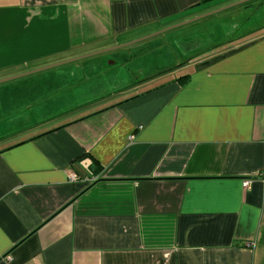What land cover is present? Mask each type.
Here are the masks:
<instances>
[{
  "label": "crops",
  "instance_id": "1",
  "mask_svg": "<svg viewBox=\"0 0 264 264\" xmlns=\"http://www.w3.org/2000/svg\"><path fill=\"white\" fill-rule=\"evenodd\" d=\"M205 1L0 0V80L65 61L0 98V264H264V0Z\"/></svg>",
  "mask_w": 264,
  "mask_h": 264
},
{
  "label": "rangeland",
  "instance_id": "2",
  "mask_svg": "<svg viewBox=\"0 0 264 264\" xmlns=\"http://www.w3.org/2000/svg\"><path fill=\"white\" fill-rule=\"evenodd\" d=\"M221 12H223V11H221ZM224 15L225 14H223L221 16L224 18L225 17ZM120 52H122V51H120V49H113V50L104 52L103 54L100 53V54H97V55H94V56H91V57H86V58H83V59H79L75 63L76 64H83L85 62H89V61L92 60L91 61L92 63L98 64L100 66V68L102 70H104V72H106V73H108V70H110L112 73H116L117 72L118 75L123 72L126 75L129 74V76H130L131 73H127L126 72L127 71V67H129V65L124 67V59H126L127 55H126V53H120ZM128 57L129 56H127V59H129ZM111 62H113V63H111ZM144 63H146L145 59L140 58V57H135V60L131 63V66H133V68L135 70H137V67L143 66ZM71 64H74V63H71ZM47 70H51V69H46V70H43V71L48 72ZM103 77H106V76H103ZM33 78H36V77H33ZM94 78H96V79H95V81H93L92 84H97L100 80H102V78H100L99 76H96ZM12 82L9 81L7 83L5 81V82L0 83V98L1 97H5V96H9L11 94V91L12 92L14 91L13 89L15 88L14 87L15 85L9 84V83H12Z\"/></svg>",
  "mask_w": 264,
  "mask_h": 264
},
{
  "label": "water",
  "instance_id": "3",
  "mask_svg": "<svg viewBox=\"0 0 264 264\" xmlns=\"http://www.w3.org/2000/svg\"><path fill=\"white\" fill-rule=\"evenodd\" d=\"M206 1H211V0H206ZM206 1H205V2H206ZM215 11H219V10H215ZM215 11H212V12L210 11V12H207V13L201 14V15H199V16H197V17H194V18H191V19H189V20H187V21H185V22H183V23H188V22L194 21V20H196V19L202 18V17H204V16H208V15H210V14H213ZM178 25H181V24H178ZM172 27L174 28V26H172ZM137 41H139V40H137ZM132 43H133V42H132ZM109 49H111V48H109ZM104 51H106V50H100V51H96V52L88 53V54H85V55L79 56V57H77V58H73V59H74L73 61H76V60H79V59H83V58H86V57H91V56H93V55L100 54V53H102V52H104ZM63 63H65V61H63V62H59V63H56V64H52V65H48V66H45V67H42V68H39V69L31 70V71H28V72H24V73H21V74L19 73L18 75L11 76V77H8V78H5V79L0 80V83L5 82V81L8 82V80H12V79H15V78H19V77L27 76V75H30L31 73L33 74V73H36V72H39V71H43V70H46V69H50V68H53V67L59 66V65H61V64H63Z\"/></svg>",
  "mask_w": 264,
  "mask_h": 264
},
{
  "label": "built area",
  "instance_id": "4",
  "mask_svg": "<svg viewBox=\"0 0 264 264\" xmlns=\"http://www.w3.org/2000/svg\"><path fill=\"white\" fill-rule=\"evenodd\" d=\"M70 179H71V180H75V177H74V176H72ZM243 184H244V187H245V188H246V187H247V185H248V184H247V181H244V182H243Z\"/></svg>",
  "mask_w": 264,
  "mask_h": 264
}]
</instances>
